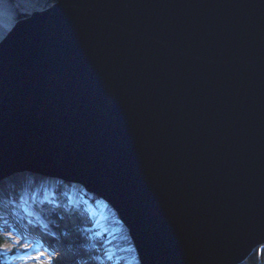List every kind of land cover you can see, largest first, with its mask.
Segmentation results:
<instances>
[{
    "label": "water",
    "instance_id": "obj_1",
    "mask_svg": "<svg viewBox=\"0 0 264 264\" xmlns=\"http://www.w3.org/2000/svg\"><path fill=\"white\" fill-rule=\"evenodd\" d=\"M24 24L0 58V183L82 185L141 264L264 246V0H51Z\"/></svg>",
    "mask_w": 264,
    "mask_h": 264
},
{
    "label": "bare ground",
    "instance_id": "obj_2",
    "mask_svg": "<svg viewBox=\"0 0 264 264\" xmlns=\"http://www.w3.org/2000/svg\"><path fill=\"white\" fill-rule=\"evenodd\" d=\"M38 5L39 2L36 0H5L3 6H0V41L21 13L41 11L37 8ZM13 176H15L14 181L0 185V226L10 221L21 225L27 235L33 236L30 238L37 237L44 240L48 243V247L57 250L50 251L54 260L62 258L65 264L69 262L93 264L92 258L85 255L87 246L83 244L88 242L81 241L80 238L86 235L87 229L93 227L94 221L101 217L102 222L109 224L108 233L105 237L106 242L100 244L96 241L90 242L92 245L98 243L99 246V251L94 255L104 259L103 249L113 247L115 256L112 259H104L106 264H138V262L140 264V257L130 240L128 227L106 200L90 199L88 205L93 215L95 214L92 216L86 210L88 205L86 207L83 205L86 195H83V191L75 190L78 187L74 188L72 184L67 185L37 173L22 172ZM46 180L49 182L45 183ZM87 197L93 198V194L89 193ZM58 211L62 212L60 214L63 217L62 224H66L64 230L56 228L54 224L53 217ZM67 231H70V234H65ZM88 233L97 235L95 229ZM60 235H70V241L63 242L59 239ZM23 240L25 242L29 239ZM79 243H82V246L77 248Z\"/></svg>",
    "mask_w": 264,
    "mask_h": 264
},
{
    "label": "rangeland",
    "instance_id": "obj_3",
    "mask_svg": "<svg viewBox=\"0 0 264 264\" xmlns=\"http://www.w3.org/2000/svg\"><path fill=\"white\" fill-rule=\"evenodd\" d=\"M36 1L39 2V5L37 6V8L41 9V11H44L45 9H47L51 5V0H36ZM36 12H38V11L29 12L28 14L21 13L20 17L15 19L14 30L16 28L20 27L21 24H22L21 29L26 27L27 25L24 23L27 22L30 18H32ZM13 31L7 33L5 35V37L0 41V58L7 52L8 48L6 47L7 45L5 46V43H6L7 39H9L11 37L10 35H11V33H13ZM14 177L15 176H12V177L2 181L0 183V185L4 184L6 182L14 181V179H13ZM48 179H50V178H48ZM44 182L48 183L49 181L46 180ZM62 182L65 183L64 181H62ZM89 193H92V192L88 191L87 194H89ZM92 194H94V193H92ZM93 198H94V195H93ZM96 199L97 198H94V200H96ZM84 200L85 199H83V205H84V207H86L87 203H84ZM61 213H62L61 211L56 212V214L54 215L55 217H53V219L55 221L54 224H55L56 228L64 230L66 228V224L65 223L62 224L63 217H61V215H60ZM86 220H88V218ZM115 220H118V219L115 218ZM91 230H92L91 227L88 228L87 234L81 236V238H80L81 241L88 242V243L83 244V246L84 245L87 246L85 248V255L90 256L92 258L93 264H106V262L103 258H99L97 255H94L95 252L99 251L98 243L100 244L102 242V240L100 239V236L98 235L99 233L97 230H96L97 235H94V234L90 235V233H88V232ZM67 232L70 233V231H67ZM67 232H65V234H67ZM128 232L130 233L129 230H128ZM0 236L3 237L4 239H6V241L2 244V246H0V253H2V255H0V257H2L5 264H55V262H56V260H54V258L51 256L52 253H49V252L52 250L53 251H57V250H54V249L48 247V243H46L44 240H40L37 237L30 238L33 236L27 235L25 233L24 229L22 228V226L17 224L14 221L7 222L4 225L0 226ZM69 238H71L70 235H65V236L60 235L59 236V239L63 240V242L64 241H70ZM23 239H25V240L29 239V240L24 242ZM130 240L133 243L135 250L137 251L135 244H134V241H133V238L131 236V233H130ZM91 241H96L98 243H95L92 245L90 243ZM57 243H58V241H57ZM61 243H62V241H61ZM80 246H82V243L80 245H78L77 248H80ZM261 248H264V246ZM77 252H80V251H77ZM137 254H138V252H137ZM55 255L56 254H54V256Z\"/></svg>",
    "mask_w": 264,
    "mask_h": 264
},
{
    "label": "trees",
    "instance_id": "obj_4",
    "mask_svg": "<svg viewBox=\"0 0 264 264\" xmlns=\"http://www.w3.org/2000/svg\"><path fill=\"white\" fill-rule=\"evenodd\" d=\"M6 239L0 236V246L5 242ZM0 264H5L2 257H0ZM243 264H264V248H258L249 257V259Z\"/></svg>",
    "mask_w": 264,
    "mask_h": 264
},
{
    "label": "snow or ice",
    "instance_id": "obj_5",
    "mask_svg": "<svg viewBox=\"0 0 264 264\" xmlns=\"http://www.w3.org/2000/svg\"><path fill=\"white\" fill-rule=\"evenodd\" d=\"M4 2H5V0H0V6H3ZM57 207H59V206H57ZM0 255H2V253H0ZM55 264H65V262L61 258V259L56 260ZM69 264H71V262H69ZM138 264H139V262H138Z\"/></svg>",
    "mask_w": 264,
    "mask_h": 264
}]
</instances>
